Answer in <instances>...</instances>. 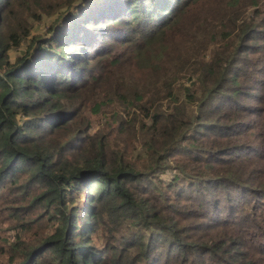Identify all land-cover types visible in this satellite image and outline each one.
<instances>
[{
	"label": "trees",
	"instance_id": "16d2710c",
	"mask_svg": "<svg viewBox=\"0 0 264 264\" xmlns=\"http://www.w3.org/2000/svg\"><path fill=\"white\" fill-rule=\"evenodd\" d=\"M0 264H264V0H0Z\"/></svg>",
	"mask_w": 264,
	"mask_h": 264
},
{
	"label": "rangeland",
	"instance_id": "374dc122",
	"mask_svg": "<svg viewBox=\"0 0 264 264\" xmlns=\"http://www.w3.org/2000/svg\"><path fill=\"white\" fill-rule=\"evenodd\" d=\"M57 17H53V18H50V19H46L41 25H38L34 28L33 30V34L34 33H43L45 32L47 29H49V27L52 25V22H54V19H56ZM14 56H16V54L13 55V58L14 59Z\"/></svg>",
	"mask_w": 264,
	"mask_h": 264
}]
</instances>
